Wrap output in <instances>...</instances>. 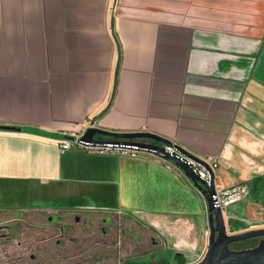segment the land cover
I'll use <instances>...</instances> for the list:
<instances>
[{
    "label": "crops",
    "instance_id": "1",
    "mask_svg": "<svg viewBox=\"0 0 264 264\" xmlns=\"http://www.w3.org/2000/svg\"><path fill=\"white\" fill-rule=\"evenodd\" d=\"M0 124L21 127L0 129V264H192L209 205L182 168L60 140L161 134L249 186L229 232L264 226V0H0Z\"/></svg>",
    "mask_w": 264,
    "mask_h": 264
},
{
    "label": "water",
    "instance_id": "2",
    "mask_svg": "<svg viewBox=\"0 0 264 264\" xmlns=\"http://www.w3.org/2000/svg\"><path fill=\"white\" fill-rule=\"evenodd\" d=\"M0 129L16 130L21 129V127L0 124ZM81 138L94 143L114 140L138 144L149 152L172 161L192 179L207 199L210 221L208 248L203 257L192 264H264V226L239 232L228 231L223 209L214 202L213 194L216 193L217 188L216 176L214 169L207 160L195 155L170 138L149 130L115 131L93 125L88 126L83 131ZM167 146H173L177 150L171 152ZM181 154L184 156L182 157ZM192 161L209 170V179L199 175ZM253 237L260 238L256 245L240 249L231 248V243Z\"/></svg>",
    "mask_w": 264,
    "mask_h": 264
},
{
    "label": "built area",
    "instance_id": "3",
    "mask_svg": "<svg viewBox=\"0 0 264 264\" xmlns=\"http://www.w3.org/2000/svg\"><path fill=\"white\" fill-rule=\"evenodd\" d=\"M93 125L94 124H90L89 126H93ZM83 131L79 134L61 139L60 147H59L60 151L64 152L74 147H84L88 149H96L101 152H117L119 154H128L133 156L139 155L141 151H148L144 147H140L138 144L124 142V141L117 142L114 140H109L103 143H94L91 141H85L81 138ZM167 149L170 150L171 152L177 150V148L173 146H167ZM181 155L182 157L184 156L183 154ZM205 160L209 162V164L214 169V171L219 166L218 160L213 156H210L209 158H205ZM192 162L194 164L195 170L199 173V175L203 178L209 179L210 177L209 170L205 166L195 161ZM248 194H249V186L247 184L240 183L223 188L217 187L216 193L213 194V198L215 204L220 206L222 209H224V207L227 206L229 203L239 200L240 198H243Z\"/></svg>",
    "mask_w": 264,
    "mask_h": 264
},
{
    "label": "rangeland",
    "instance_id": "4",
    "mask_svg": "<svg viewBox=\"0 0 264 264\" xmlns=\"http://www.w3.org/2000/svg\"><path fill=\"white\" fill-rule=\"evenodd\" d=\"M228 210H229V208L226 206L225 212H227ZM230 224L240 227L241 221L239 219H232ZM259 224L264 225V222H259ZM54 230H56L55 225H53L51 227L49 226L48 233H54L55 232ZM201 255L191 258L192 260H190V261L200 260L203 257V255L202 256ZM126 264H177V262L173 259V253L170 252V253H166V254H159L158 253L155 255V257L146 256L145 259H133L131 261H128Z\"/></svg>",
    "mask_w": 264,
    "mask_h": 264
},
{
    "label": "trees",
    "instance_id": "5",
    "mask_svg": "<svg viewBox=\"0 0 264 264\" xmlns=\"http://www.w3.org/2000/svg\"><path fill=\"white\" fill-rule=\"evenodd\" d=\"M114 214H107V215H103L101 218L103 219V221L105 222H108V221H111L113 220ZM51 216V217H50ZM86 219L87 220H94V219H99L98 216H96L95 214L93 213H90V215L86 216ZM55 217L53 215H47L46 217V224L48 225V228L49 226H53V223L55 222ZM125 229V228H124ZM147 235V234H146ZM150 238L148 237V240ZM258 237H253V238H249V239H246V240H241V241H237V242H233L231 243V248H237V249H240V248H246V247H250V246H254L258 243ZM174 259L175 261H177L178 263H184L186 261V257L183 253H176L175 256H174Z\"/></svg>",
    "mask_w": 264,
    "mask_h": 264
},
{
    "label": "flooded vegetation",
    "instance_id": "6",
    "mask_svg": "<svg viewBox=\"0 0 264 264\" xmlns=\"http://www.w3.org/2000/svg\"><path fill=\"white\" fill-rule=\"evenodd\" d=\"M51 217V216H50ZM2 235V233L0 232V238H2L3 236H1ZM258 242H259V240H258Z\"/></svg>",
    "mask_w": 264,
    "mask_h": 264
}]
</instances>
